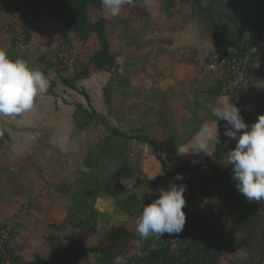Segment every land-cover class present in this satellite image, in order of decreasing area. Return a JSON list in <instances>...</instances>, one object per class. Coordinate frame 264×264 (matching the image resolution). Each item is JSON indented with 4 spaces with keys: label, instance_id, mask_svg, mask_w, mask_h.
<instances>
[{
    "label": "crops",
    "instance_id": "crops-1",
    "mask_svg": "<svg viewBox=\"0 0 264 264\" xmlns=\"http://www.w3.org/2000/svg\"><path fill=\"white\" fill-rule=\"evenodd\" d=\"M22 1L0 0V49L6 51L11 59L21 58L42 71L50 80L49 92L54 93L53 88L59 85L58 81L53 82L50 78L52 74H47L49 69L57 73L55 51L59 42L56 34L59 20L46 14L34 20L27 19ZM214 2L133 0V6H128V10L126 4L122 5L124 18L132 24L136 23L137 28L129 30L134 34V37L130 36L134 44L128 46L126 33L116 30V38H110L111 49L116 43L119 47L117 52L121 48L126 49L135 57L139 67L134 68L137 73L132 76L134 85L123 78L124 86H117L111 95L105 92L92 95L97 101L91 104L94 105L93 111L85 105L84 99H75L68 90V96L58 95L56 100L50 99L48 94H40L35 98L30 111L15 117L0 118V135H7L11 139L17 133L8 129L7 123L20 128L21 133L25 132V144L28 140L29 145L22 146L24 151L29 152L31 149L30 141L38 140L43 149L57 151L55 155L60 157L58 159L69 156V166L78 167L76 176L67 183L68 189L61 178L56 182L59 178L56 167L60 170L63 168L62 162L58 165L54 161L55 167L50 169V176H47V179L54 182L53 189L46 193L40 190L34 193L28 189L26 191V185L20 177L15 183L14 180L9 181L17 176V170L13 168H17L16 161L0 158V226L13 225L12 244L20 259L15 264H34L37 255L50 260L52 264H72V247L95 245L100 240L99 236L102 235V238L113 226L123 224L127 227L126 223L133 219V212L152 198V188L145 185L144 181L152 180L156 184L166 169H174L182 163L194 164L196 158L198 160L201 157L202 160L204 153L181 155L178 147L191 150L195 144L194 137L205 124L213 129L219 127V119L213 115L214 109L235 104L240 112L250 113L254 120L264 114V94L261 95L264 90V50L257 54L253 62L252 83L240 95L232 97L215 93L214 89L210 91L206 70L203 68L206 60L234 48V45L228 44V35V40H225L223 35L210 33L213 26L206 27L211 17H206L205 8L216 6ZM219 2L220 13L223 14L224 1ZM142 4L147 7H142ZM239 4L240 0H232L230 7L236 17L244 15L245 19L241 18L244 19L243 23L228 24L225 27L226 18L223 19L216 10L215 21L220 27L224 26L223 30L229 31V35L236 33L235 36L241 42H249L251 29L258 24L263 39L254 45L264 43V0H246L243 3L246 4L245 12L236 9L241 6ZM127 26L123 31H126ZM152 28L153 31H163V37L174 40L165 43L161 49L156 45L154 48L146 46L144 43L151 35ZM166 31L170 35H166ZM71 35L66 34V40L71 39ZM18 40L22 41L21 46H17ZM119 58L122 61L120 55ZM127 63L123 64L124 67ZM110 82L105 84L104 90ZM62 84L65 90L69 89ZM71 89L90 98L85 89ZM129 97V101L136 100L132 106L126 104ZM105 98L111 106L108 110L109 118L101 111ZM115 98L120 100L116 105ZM111 119L114 123L110 122ZM169 123L175 126L174 130H166L167 126H171ZM111 128L126 134L114 133ZM63 135L70 140L62 142ZM80 136L86 139L81 142ZM10 142L1 143L8 146ZM212 147L214 144L209 149ZM41 154L45 158L49 156L44 150L38 156ZM53 155L52 158L57 160ZM34 162H38L37 158ZM66 170L68 167L63 169ZM7 186H13L9 193L6 191ZM138 241L135 249L125 256V264L157 260L175 247V240L170 241L166 234ZM168 244L170 249L164 251L162 248ZM80 264H114V258L109 254L95 253L91 254L89 262Z\"/></svg>",
    "mask_w": 264,
    "mask_h": 264
},
{
    "label": "trees",
    "instance_id": "trees-1",
    "mask_svg": "<svg viewBox=\"0 0 264 264\" xmlns=\"http://www.w3.org/2000/svg\"><path fill=\"white\" fill-rule=\"evenodd\" d=\"M22 4L26 8L27 19L34 20L46 14L54 20H64L65 28L72 31L75 37L84 43L93 34L99 38L100 47L91 55L87 66L83 70H77L73 75L66 76L61 72L62 70L69 71L66 59L59 57L60 54L66 56V52L69 53L68 48L61 46L55 52L57 74L68 87L77 89L78 80L89 77L90 65L99 70L119 68V58L111 49L106 18L99 17L94 20L89 14L90 7L97 9L103 7L101 0H23ZM262 39L263 34L258 24H255L251 29L249 42H241L238 38L230 40L228 44L234 45V48L213 57L228 54L244 56L252 45ZM66 58L69 57L66 56ZM210 60L211 58H208L206 63L208 64ZM254 61L255 59L249 62L246 68L251 77L249 84L237 93L226 95L238 96L252 83ZM205 73L214 79L209 84L210 91L213 92L214 89L215 93L224 94L218 87L215 74L207 70ZM122 84V80L114 79L107 86L105 94L111 95L113 90L119 85L122 87ZM240 115L249 125V129L256 122L250 113L240 112ZM226 126V121L219 120L220 143L214 144L212 153L204 160L194 164L182 163L174 170L166 169L169 176L182 174L184 185L190 192L184 208L186 223L183 230L175 234V247L172 251L166 252L157 260H146L140 264H222L225 262L228 264H264V200L248 201L238 193L228 156L230 150L235 148L236 140H230L224 135ZM111 131L121 135L126 134L117 129L111 128ZM6 141H10L8 136L0 135V143ZM199 191L206 194L215 192L218 194V200L214 203H207L198 210H193L191 205ZM157 196L158 192L154 193L151 200L142 204L138 210V217L142 213L144 204L152 203ZM133 239L140 240L142 237L123 224L113 226L105 239L99 243L72 247V264L89 262L91 254L95 253L109 254L114 261L117 256L125 260V256L132 248ZM14 259V263L20 260L18 255ZM33 263L52 264L50 260L40 255L36 256Z\"/></svg>",
    "mask_w": 264,
    "mask_h": 264
},
{
    "label": "rangeland",
    "instance_id": "rangeland-1",
    "mask_svg": "<svg viewBox=\"0 0 264 264\" xmlns=\"http://www.w3.org/2000/svg\"><path fill=\"white\" fill-rule=\"evenodd\" d=\"M219 1H221V0H217V1L215 0L214 3H217V5L214 7L212 5L209 8H205L206 17L208 19H210V17H211L210 21L209 22L207 21L206 27L209 28V27L213 26V29L210 30V33L215 34V35H223L225 40H228V39H226V35H228L230 40L236 39L237 38L235 36L236 33L229 35L230 32L229 31L225 32L226 30H223L224 26L220 27V25L215 21V18H217L216 11H217V13H219L223 17V19L226 18L225 19V27L228 24L229 25H232V24H237V25L239 24L240 25V23L241 22L243 23V20L245 19L244 15H242V14L240 15L241 18H244L243 20L241 18L235 16L236 14H234V11L230 7V2L232 0H229V1L223 0L224 1L223 2V14L220 13L221 9L219 8V3H220ZM226 1H228L227 4L225 3ZM240 1H241V4H239V5H241V6L239 8H236V9H238L239 11L245 12V8H244L245 6L244 5H246V4H243V3H245L246 0H240ZM128 6L130 7L129 4L125 5V8H127V10L129 9ZM132 6H133V4H132ZM142 7L146 8L147 6L145 4H142ZM132 10L134 11V9H132ZM140 13H142V11ZM89 14H90L91 18L94 20L99 18V17H105L106 19L108 18L107 19V27L109 30L110 38H112V37L116 38L117 32L119 31V32H123V34L126 33L125 36H127V37H125V39H127L128 43H129L128 46H130V44H134L131 41V37H130V36L134 37V34L130 31H132V29L134 30L135 28H137L136 23L132 24L130 20L125 19L124 18L125 15L123 16L124 11L120 12V17H118V16L112 17L109 13V10L105 9V7L100 8V9H97L95 7H90L89 8ZM119 19H120V21L118 22ZM59 23H60V25L58 26L59 30H57V33H56L57 34V40H59V42L57 44V50L61 46L67 47L69 50V53L66 52V54H67L66 56H68L69 58H66V56H65V58L69 64V66H68L69 71L67 70L68 72H66V70H62L61 72L64 75L69 76V75L75 74L77 72V70H83L87 66L91 55L100 47V40L96 34H93L90 37V39L84 43L81 40L77 39L72 31H69L65 28L66 26L64 24V20H59ZM209 23L211 24L210 26H209ZM158 24H161V23H158ZM126 25H128L126 27L127 32L123 31V29L125 28ZM153 25H154V23H153ZM153 25H152V27H153ZM61 28L63 29V32H62ZM145 28H146V26H145ZM116 30H117V32H116ZM150 31H152L151 35L149 36L148 40L145 41V43H144L146 46H148L150 48H154V45H156L157 48L161 49V46H163L165 43H169L170 41L172 42L174 40V39H171V37H163L161 35L162 34L161 32H163V31H160L157 29H155L153 31V28ZM68 33H72V35H71L72 38L69 40H66L65 35ZM58 35H59V37H58ZM166 35H170V33L166 31ZM94 36H96V39L94 38ZM138 40H140V39H138ZM141 41H143V39ZM176 41L178 42V39H176ZM122 43H124V41H122ZM17 44H18L17 46H21L22 41L18 40ZM118 48H119L118 44L115 43L112 49L117 54L118 58H119V55L122 58V61L119 58V62H118L119 68L113 67L109 70H99L95 67H91V65H90L89 69H88L89 70V77L86 79H83V80H78L77 85L80 88V91H81V89H85L90 96L89 99L87 97H85V95L79 94L78 91L71 89V87H69V89L65 90V87L61 82V79L57 76V73H53L54 71L52 69H49V73L47 75L52 74L50 76V78L52 79L53 82L57 80L59 85L55 88L52 87L54 90V93H52V91L49 92L50 80H48V90L45 92V94H48L50 99L56 100L57 98H59L58 95L68 96V93L71 92L72 97H74L75 99H78V98L80 100L84 99L85 105L90 110L93 111L94 105H91V104H92V102H97V101L92 97V95H98V94L104 93L106 90V88L104 90V86H105V84H107L108 81H113L114 79H117L118 81L120 79L123 81V78H125V79L130 81V85H134L135 80L132 76H134V74L135 75L137 74V73H135L134 68L137 66L139 67V64L137 62L135 63V61H136L135 57L130 53V51L121 48L118 50L119 52H117ZM158 52H156V53L160 54ZM118 53H119V55H118ZM157 58L160 60L159 57H157ZM124 59H125V61H123ZM126 61L128 63H127V66L124 67L123 64L126 63ZM206 65H207V63H205V65L203 67L204 70H207ZM206 75H207V73H206ZM207 76H208V82L207 83L208 84L212 83L214 81V79L212 77H210L209 75H207ZM123 84H125V83H123ZM122 86H124V85H122ZM136 86H137V84H136ZM68 90H69V92L67 93ZM262 94H264V90L261 91V95ZM128 95H127V97H128ZM132 96H130V97H132ZM262 96L264 97V95H262ZM130 97L128 98V100H126V104L132 106L136 102V100L133 101L131 99L132 101H129ZM85 99H86V102H85ZM101 100H103V99H101ZM104 102L105 103L102 104L103 106H102L101 111H103V114L109 118L108 110L111 106H109V102L107 101V98H105ZM119 102H120V100L115 98L114 105H116ZM0 118H4V117H0ZM6 120H8V119H6ZM110 122L114 123V120L111 119ZM7 124H8V127H7L8 129H12L14 131H17V133H15V136H13V138H15L17 141L14 140L13 138H11L10 139L11 140L10 145H8V146L6 143H4V144L0 143V145H1L0 146L1 147L0 148V158L1 157L5 158L4 159L5 161L7 159H10V161L11 160L16 161L15 166H17V168H15V167H13V168L17 170L15 172L17 174V176H15V178L9 179V181L14 180V183H15V180L18 179V177H20L21 179H23V183H25V185H26V191L31 190L32 192L35 193L36 191L40 190V191L46 193L49 189H53V187H54V182L52 180L50 181L49 179H47V176H50L49 175L50 169L51 170L54 169V167H55L54 161H57L58 165L60 162H62L61 168L66 169L68 167V170H66V171H63V169L60 170L57 166L56 172L58 170L59 178H58V180H56V182H58L59 179L61 178L63 180L64 185L66 187H68L67 183H70L69 179L73 178L74 176H76V173H78V167H75L74 165H72V166L75 168L69 166V163L67 162L69 156H67L65 158L62 157V159H58L60 157L57 158V156L55 155L56 153H58L57 151L53 150L51 152L50 150L43 149L42 144L38 140L37 141H33V140L30 141L31 149L28 150L29 152L24 151L23 149H21L22 146L26 147L29 145V144H27L28 140L26 141V144H25V137L27 135H25V132L21 133L20 128H18L17 126L9 125L10 123H7ZM170 125L171 126L166 127V130H174L175 126L173 124H170ZM48 127L50 128V126H48ZM180 128L182 130L184 129L183 126H180ZM35 135L39 139V136L37 135V133H35ZM80 137H81V140H80L81 142L83 141L82 139H86L83 136H80ZM68 138H69L68 136L63 135V137L61 138V141L65 142L66 140H70V138L69 139ZM21 141H23L24 143H22ZM41 150H44L49 154L48 158H45V156L43 154H41V156H38V153H40ZM64 151H66V150H64ZM212 151H213V147H212V149H209V154L212 153ZM25 152L27 154L23 155V153H25ZM80 154L82 155L81 152H80ZM80 154H78V155H80ZM52 155H53V157L55 156V158L57 160H54V158H52ZM206 156H207V154H204L202 156L203 157L202 160H204L206 158ZM36 158L38 161L37 163L34 162ZM38 158H40V159H38ZM31 159H32V161H30ZM51 160H52V167H50ZM199 160H201V157L198 158V160L196 158L195 161L199 162ZM169 166L172 168L173 165L170 164ZM38 168L40 170L37 171L36 169H38ZM171 170H174V169H171ZM10 173L13 174L12 172H10ZM162 173H163L162 176L155 174V175L159 176L156 184H155V182L154 183L151 182L152 180L144 181V182H146L145 185L151 186V188H152V191H151V197L152 198L154 196V193L158 192L159 189H161V188L167 189L169 187L170 182H174L178 185H180V184L184 185L183 180L182 181H175L174 180L176 174L169 176L167 172L163 171ZM17 184L19 185V182ZM20 185H21V183H20ZM12 188H13V186L12 187L7 186V189H6L7 193H9V191ZM145 188L146 187H143V189H145ZM68 189H69V187H68ZM184 195H185V198L187 199L190 195L189 190L186 189ZM152 198H149L148 200H151ZM217 200H218V194L217 193L211 192V193L206 194L203 191H199L196 195L194 202L191 205V209L198 210L199 208L204 207L207 203H214ZM139 209H137L136 211L133 212V215H132L133 219H131V221L126 223L127 227L130 228L131 230L135 231V232H137L136 231V227H137L136 221H137ZM104 230H105V228L99 234H101ZM165 234L170 238V241L176 240L175 234H173V235H168L167 233H165ZM101 236H99L100 237L99 242L101 240H104L106 237V235H104L102 238H101ZM137 244H139L138 239H133L131 241L132 248L130 249V251L134 250L135 247L137 246ZM162 249L164 251H168L170 249V245L168 244L167 246H164ZM12 264H15V263L12 262ZM222 264H228V262H225Z\"/></svg>",
    "mask_w": 264,
    "mask_h": 264
},
{
    "label": "clouds",
    "instance_id": "clouds-1",
    "mask_svg": "<svg viewBox=\"0 0 264 264\" xmlns=\"http://www.w3.org/2000/svg\"><path fill=\"white\" fill-rule=\"evenodd\" d=\"M101 4L112 17H117L122 5H131L133 0H101ZM47 88L48 80L42 71L21 58L11 59L6 51L0 49V117H15L30 111L35 98L45 93ZM213 115L227 122L224 135L236 140V146L228 156L238 193L248 201L264 200V114L250 129L235 104L216 108ZM194 140L191 150L178 147V153L209 155L210 144L220 143L218 128L205 124ZM174 180L182 181L183 175L178 173ZM185 190L186 185L170 182L167 189L158 190V196L152 203L144 204L136 221V231L142 238L179 234L183 230L186 223ZM114 264H125V261L117 256Z\"/></svg>",
    "mask_w": 264,
    "mask_h": 264
},
{
    "label": "built area",
    "instance_id": "built-area-1",
    "mask_svg": "<svg viewBox=\"0 0 264 264\" xmlns=\"http://www.w3.org/2000/svg\"><path fill=\"white\" fill-rule=\"evenodd\" d=\"M264 43L260 42L252 46L245 52L244 56L239 57L235 54L213 57L206 65L208 71H212L218 82V87L222 93H237L251 80L249 71L246 70L249 62H252L257 54L264 50ZM65 60L64 54L59 55ZM66 65L69 66L67 60ZM14 228L12 224L0 226V264H12L17 257V251L12 244Z\"/></svg>",
    "mask_w": 264,
    "mask_h": 264
}]
</instances>
